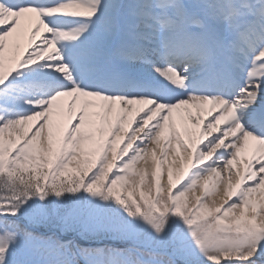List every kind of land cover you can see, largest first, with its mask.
<instances>
[{"label":"snow or ice","instance_id":"snow-or-ice-1","mask_svg":"<svg viewBox=\"0 0 264 264\" xmlns=\"http://www.w3.org/2000/svg\"><path fill=\"white\" fill-rule=\"evenodd\" d=\"M41 33L46 35L36 43ZM25 36L24 50L31 49L26 56L19 43ZM13 37L6 69V44ZM34 85L41 91L32 92ZM18 88L23 95L9 91ZM65 97L70 108L83 98L82 108L70 131L64 126L54 133V107ZM189 105L210 106L211 119L189 113L199 129L191 131L181 117L182 135L173 114ZM132 106H140L138 119H128ZM92 115L100 119L99 140L85 127ZM246 152L251 158L241 171ZM149 157L154 198L142 190ZM166 160L161 187L158 169ZM49 169L55 178L45 188ZM5 176L20 195L0 201L2 216L18 217L13 204L25 195L30 199L29 190L51 189L60 197L85 189L114 197L157 236L169 220L182 224L171 254L183 264H264V0H135L131 11L110 0H0ZM130 183L141 188L147 211ZM66 220L53 206L34 223L47 229ZM12 227L18 225L0 222V230ZM10 249L0 247V264H10ZM77 255L91 264L101 253L54 236L39 264H74Z\"/></svg>","mask_w":264,"mask_h":264},{"label":"rangeland","instance_id":"rangeland-1","mask_svg":"<svg viewBox=\"0 0 264 264\" xmlns=\"http://www.w3.org/2000/svg\"><path fill=\"white\" fill-rule=\"evenodd\" d=\"M62 121V123H59V129L57 128V129H55V127L53 128V132L54 133H56L58 130H60V129H62L64 126H67L68 127V129L69 130H71V125L72 124H74V123H76L75 121L76 120H73V121H69L68 119L66 120V121H63V120H61ZM92 125H93V122H91V127H89V125L87 124V122H86V130H90V131H92V132H94L93 134H94V137H95V139L96 140H99V133H98V131H97V129L100 127V119H99V124L98 125H95L94 127H92ZM123 146V141H121L120 143H118L117 144V149L119 150V148L120 147H122ZM125 159H126V157H124ZM118 162H119V160H118ZM116 169L115 168H113L112 169V171L114 172ZM111 173V172H110ZM55 174V172L53 171V173H52V177H53V175ZM111 175V174H110ZM87 176H88V173H87ZM52 178H48V181L45 183L44 182V187L45 188H49L50 186H51V184H52V180H51ZM83 179L84 180H86L87 178H86V176H84L83 177ZM149 179V178H148ZM161 180V179H160ZM57 182L59 183L60 181H59V179L57 180ZM64 182H67V180L65 179V181ZM160 185H161V187H164V186H166V185H164V183H162V182H160ZM174 185H176V183L174 184ZM119 187V186H118ZM129 188H130V190H133L134 191V199L135 200H137L136 202L138 203V204H140L141 205V209H142V211H147L148 209H147V207L144 205V203H143V201L141 200V198H140V195H139V192L141 191V188L137 185V186H134L133 184H131L130 183V185H129ZM146 194H149V192H150V194H151V196L154 198L155 197V195H156V185H155V181L153 182L151 179H149V181H148V185H144L143 186V189H142ZM122 195H123V197L126 199L127 198V193H126V191H122ZM115 198L113 197V198H108V201H109V203H114V210L112 211V209H113V207L111 208V209H109V212H102V215L104 216V220H103V217H102V220H96V222L97 223H102V226H104V232H107V231H109L110 229H111V226L110 225H112V216L113 215H111V214H114V213H116L117 211L118 212H120L121 213V211H123V213L125 214V215H127V216H130L129 215V210L127 209H124V210H122L123 209V207L124 206H122V205H120L117 201H115L114 200ZM194 199H195V196H194V198L192 199V201H193V203H194ZM218 204V203H217ZM121 209V210H120ZM119 216V214L117 213L116 215H115V218L117 219L116 220V227L117 226H119V225H121V223H123V222H127L128 221V219L126 218V217H122V218H117ZM131 220H133L132 222H134L135 221V224H137L140 228H144L145 226L147 227L148 225H149V230L150 229H153L152 228V226L148 223V222H146L144 219H143V217H141V216H139V215H136L134 218H131ZM102 221V222H101ZM120 221V222H119ZM132 222L130 223V224H132ZM147 223V224H146ZM145 227V228H146ZM113 228H114V226H113ZM166 228H167V231H166V235L167 236H169L170 238L171 237H173V235H177V229L179 228V229H182L183 228V225L182 224H179L178 222H175L174 220H169L168 221V223H167V226H166ZM148 229L146 230V231H148ZM16 230H17V232H16V234H22V232H20V228H18V227H16ZM0 231H2V230H0ZM154 231V230H153ZM143 232V231H142ZM0 239H1V241H2V243L3 244H5V239H4V237H0ZM107 240H109L108 238H107ZM151 240H152V242L154 243H157V242H159L160 241V236H157L156 235V233L154 232V235L151 237ZM108 250H106V252H107ZM107 257L108 258H110V256H111V253L110 252H107ZM163 258V260H164V264H171V262L169 261V260H167L166 258H164V257H162Z\"/></svg>","mask_w":264,"mask_h":264},{"label":"bare ground","instance_id":"bare-ground-1","mask_svg":"<svg viewBox=\"0 0 264 264\" xmlns=\"http://www.w3.org/2000/svg\"><path fill=\"white\" fill-rule=\"evenodd\" d=\"M16 41H15V38L13 37V38H9V41L7 42V44H6V49H5V68L7 69L9 66H10V63H9V57H10V54L14 51V43H15ZM24 45H22L21 46V49H22V51H23V54H24V52L26 51V50H24V47H23ZM29 51H31L30 49H29ZM26 54V53H25ZM140 106H132V112L129 114V116H128V119H138L139 118V116L140 115H142V112H138L137 111V109L139 108ZM195 107V106H194ZM203 111H204V115H203V117L206 119V121H204V122H207L208 120H210L211 119V116H208V115H206V113L208 112V108L206 107V106H204L203 108ZM181 113H182V115H183V113L185 114V115H187V112H184L183 110H181ZM212 114H214V112L212 113ZM177 115H178V113H174L173 114V119L175 120V119H178L177 118ZM180 120V124L177 126V129L178 130H180L181 128H183L182 127V120H181V118L179 119ZM175 121H177V120H175ZM175 121H174V124H175ZM183 121H184V118H183ZM59 122V117H57V116H54V117H52V125H53V128H54V124H56L57 125V123ZM184 124H186L187 125V127H188V129L189 130H191V131H198L199 129L197 128V126L195 125V124H193L192 123V121L189 119L188 121H187V123H184ZM58 125H59V123H58ZM134 126V125H133ZM126 127V130H130L129 128H128V126L126 125L125 126ZM200 127H202V124L200 125ZM182 135H183V133H182ZM185 139H186V137H185ZM177 154H179V150H177ZM157 156H159V153L157 154ZM246 158H248V159H250L251 158V156H250V153H242V156H241V159H240V170L241 171H243V167H244V160L246 159ZM118 160H119V158H118ZM140 166H144V162L143 161H141V163H140ZM175 167H182L183 166V164H182V159H180V160H177L176 162H175V165H174ZM139 167V166H138ZM147 169H148V173H149V175H148V177H146V179H145V183H144V185H148V181H149V179H151L153 182L155 181L152 177H151V172H152V170H153V167H154V165L152 164V158L151 157H149L148 158V164H147ZM168 167H169V160H166L165 162H164V164H163V166H162V168H159L158 170H159V172H160V176H161V180H160V182H162V183H164V185H166V181H167V169H168ZM233 169L235 170L236 169V165H233ZM149 178V179H148ZM137 180H138V178H137ZM176 182H175V178H174V184H175ZM138 184H136V185H134V186H137ZM198 193H194L193 194V196L194 195H197ZM221 201H220V198L219 197H217V203L219 204Z\"/></svg>","mask_w":264,"mask_h":264}]
</instances>
